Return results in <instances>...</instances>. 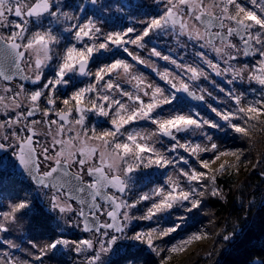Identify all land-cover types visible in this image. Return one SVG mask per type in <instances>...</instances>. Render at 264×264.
<instances>
[{"label":"rangeland","instance_id":"374dc122","mask_svg":"<svg viewBox=\"0 0 264 264\" xmlns=\"http://www.w3.org/2000/svg\"><path fill=\"white\" fill-rule=\"evenodd\" d=\"M47 1L51 10L45 15L16 18L15 7L25 14L36 0H0V35L8 42L18 40L26 51L27 74L40 81L29 89L0 79V168L17 172L18 145L33 129L41 172L59 160L72 163L75 172L83 158L74 154L84 149L91 155L97 150V160L109 161L108 172L126 185L143 172L148 184L140 199L114 194L123 204L122 234L101 230L83 235L80 209L64 191L40 187L33 194L45 213L58 217L60 233L80 235L85 251L78 256L85 258L87 250L89 260L96 245L100 253L92 263L177 264L211 240L206 215L200 213L202 175L197 171H212L240 155L231 147L215 151L214 138L205 129L208 118L196 107L183 106L186 101L177 93L182 87L194 90L213 116L224 118L231 99L243 97L239 88L246 87L257 93L246 103L247 113L262 114L264 0ZM154 5L162 12L157 19L150 12ZM139 6L148 7V17L138 12ZM169 12L180 17L182 26L167 19ZM199 13L220 16L224 31L233 28V19L244 22L257 54L248 59L236 36L209 43L196 19ZM82 60L89 69L79 75ZM57 102L61 106L55 110ZM33 106L41 113L28 117ZM61 112L69 114V124L57 118ZM186 124L191 125L186 132H175ZM165 131L176 140L164 138ZM21 180L27 187L31 183L23 175ZM6 184L0 179V264H51L43 240L48 233L27 231L32 218L18 219L13 213L19 194ZM62 240L50 248L60 246L69 256L71 244Z\"/></svg>","mask_w":264,"mask_h":264},{"label":"trees","instance_id":"16d2710c","mask_svg":"<svg viewBox=\"0 0 264 264\" xmlns=\"http://www.w3.org/2000/svg\"><path fill=\"white\" fill-rule=\"evenodd\" d=\"M137 10L148 17L147 6H139ZM150 12L155 19L158 15L162 16L156 5ZM37 32V35L41 34V31ZM38 86L27 87L35 89ZM240 90L244 91V96L242 99L237 96L236 101L235 98L231 99L228 112L224 116L226 120L213 116L207 106L202 108L187 102L182 103L188 108L196 107L203 118H208L209 126L205 129L209 130L214 138L215 151H224L231 147L238 150L240 155L238 158L224 161L212 171L197 169V176L202 175L200 213L206 215V227L211 240L177 264H264V100L261 115L247 113L246 103L253 102L257 93L249 92L246 87L239 88ZM76 95L79 96L78 93ZM59 103H56L55 110L61 106ZM2 159L0 157V160ZM143 174H138L140 177L137 175L129 182L130 185H127V193L134 202L140 199L142 189L148 184L142 177ZM21 176L17 172L2 171L0 168L2 182L8 183L6 185L19 194V199L13 200L16 205L13 213L18 214V219L20 215L32 218L33 223L27 231L40 230L44 234L48 233L43 240L47 241V248L50 249L47 257L52 260L51 264H121L120 259H110L108 262H100L97 259L92 263L93 258H97L100 253L97 247L91 249L89 260L86 259L87 250L85 258L81 257V254L78 256V251H85V247L80 243V235L60 233L58 217L45 213L39 199L33 194L34 190L41 188L34 186L32 182L28 187L27 184H21ZM47 206L52 207L50 204ZM81 234L88 235L84 232ZM61 239L71 244L69 256L63 255L59 250L60 246L50 248V244ZM147 252L148 250L144 254H148ZM134 257L136 256L133 255L132 258Z\"/></svg>","mask_w":264,"mask_h":264},{"label":"water","instance_id":"95a60500","mask_svg":"<svg viewBox=\"0 0 264 264\" xmlns=\"http://www.w3.org/2000/svg\"><path fill=\"white\" fill-rule=\"evenodd\" d=\"M51 5L47 0H36L32 7H30L25 14L17 6L15 7L14 16L21 18L25 15L26 18H36L50 12ZM167 19L177 26H182L181 19L176 13L169 12ZM199 24H201L204 31H207L208 42L213 43L215 40L227 42L230 37L236 36L238 40L242 41V46L245 50L246 57L252 59L257 52L254 50L252 38L248 34L247 25L238 20H232L233 28L227 31L223 30V25L220 16L209 15L207 13H199L196 17ZM217 29V31H215ZM80 41L83 36H77ZM26 56V51L21 49L18 40L11 42L5 41L0 35V79L8 84L19 81L23 85L37 86L40 81L27 74L23 60ZM42 62L36 61V66L40 67ZM89 68L86 60H82L78 64V74L84 75ZM178 96L184 101L202 108L206 107L204 98L197 94L194 90L188 87H182L178 91ZM41 110L38 107H31L28 111V117L39 115ZM57 118L69 124V114L61 112ZM191 127L186 124L178 129L176 133L183 134ZM164 138L176 140L172 131L163 132ZM35 131L30 129L25 140L21 141L17 150V173L26 176L30 179L36 187L52 188L56 192L64 191L68 200L74 202L80 209L79 217L82 222V230L84 233L94 232L97 235L101 230L113 231L115 234H122L126 227L124 226L121 214L123 211V204L117 198L108 193V190H113L114 193L121 197L127 194V185L120 176H108L104 168H99L90 171V176L95 179L93 184L86 183L82 176L70 169L68 162L57 161L48 171L41 172L38 160V152L34 145ZM104 203L111 207L107 213L109 223H102L98 214L100 204ZM94 247L96 245L94 244Z\"/></svg>","mask_w":264,"mask_h":264},{"label":"flooded vegetation","instance_id":"af4514ba","mask_svg":"<svg viewBox=\"0 0 264 264\" xmlns=\"http://www.w3.org/2000/svg\"><path fill=\"white\" fill-rule=\"evenodd\" d=\"M224 30H226V27L224 28ZM233 38H235V37H233ZM83 39H84V37H83ZM40 117H41V115H40ZM84 151H85V149L84 150H79V152H75L74 156H75V158L79 157V156H81L83 158L82 161L79 164V166H80L79 169L78 170L75 169V170L77 171V174L82 176L83 180L86 183L93 184L95 182V179L92 176H90V171H93V170H96V169H99V168H104L105 173L108 176H110V177L116 175V174H110L108 172L109 167H110V162L109 161L102 160L101 158H99L97 160V157H96L97 156L96 155L97 150H94V155H91L89 153H85ZM68 164L70 166V169L72 170L73 169L72 163H68ZM76 171H75V173H76ZM108 193H110L112 195L116 194L111 189L108 190ZM104 208H107V209L109 208V210L111 209L109 205L101 203L100 204V210L98 211V214H99V216L101 215V216H105L107 218V213L108 212L105 213L104 212ZM101 221H103L102 218H101Z\"/></svg>","mask_w":264,"mask_h":264}]
</instances>
